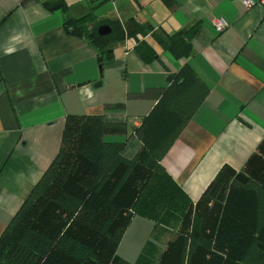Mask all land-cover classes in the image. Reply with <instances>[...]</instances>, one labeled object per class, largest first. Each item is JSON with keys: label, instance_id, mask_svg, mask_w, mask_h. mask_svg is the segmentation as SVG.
Wrapping results in <instances>:
<instances>
[{"label": "crops", "instance_id": "obj_1", "mask_svg": "<svg viewBox=\"0 0 264 264\" xmlns=\"http://www.w3.org/2000/svg\"><path fill=\"white\" fill-rule=\"evenodd\" d=\"M64 1L74 18L94 12L124 28L136 21L163 38L198 25L194 52L177 59L149 35L159 57L145 62L131 37L116 43L101 67L96 47L65 26L62 11H49L40 0H0V236L57 156L69 114L123 123L126 134L105 140L123 143V155L132 159L142 147L135 120L151 112L170 73L186 63L209 93L162 164L193 201L223 165L244 168L264 138L263 6L247 9L242 0ZM219 20L228 26L220 30ZM137 224L146 232L136 256L131 260L118 249L130 263L155 228L135 216L121 244ZM169 238H162L161 249Z\"/></svg>", "mask_w": 264, "mask_h": 264}, {"label": "trees", "instance_id": "obj_2", "mask_svg": "<svg viewBox=\"0 0 264 264\" xmlns=\"http://www.w3.org/2000/svg\"><path fill=\"white\" fill-rule=\"evenodd\" d=\"M40 1L62 11L65 26L96 47L101 67L113 58L114 45L131 37L145 62L159 57L149 35L177 59L194 52L198 25L163 38L148 24L124 28L94 12L74 18L64 0ZM102 24L112 32L100 35ZM168 79L134 127L142 147L132 159L123 155V143L105 140L126 134L123 123L67 116L57 156L0 236V264H264V138L243 169L223 165L193 201L162 160L209 89L188 63ZM135 216L155 223L153 235L160 229L161 239L170 238L164 249L149 240L130 263L118 249Z\"/></svg>", "mask_w": 264, "mask_h": 264}, {"label": "rangeland", "instance_id": "obj_3", "mask_svg": "<svg viewBox=\"0 0 264 264\" xmlns=\"http://www.w3.org/2000/svg\"><path fill=\"white\" fill-rule=\"evenodd\" d=\"M142 218L151 222V220L147 218L144 217ZM145 232H146L145 225L137 224L135 228H133V230L129 231V236H126L121 246H119V253L125 256L126 258H130L132 260L134 256H136L135 252H137L136 250L138 248V245H140L139 243L141 241V237L144 235ZM161 234H162L161 230L157 229V231L154 233V235H152V238L150 240H152L155 245H160L162 243ZM136 260L137 258L133 262L135 263ZM145 262H149V264H155L156 260H150Z\"/></svg>", "mask_w": 264, "mask_h": 264}, {"label": "built area", "instance_id": "obj_4", "mask_svg": "<svg viewBox=\"0 0 264 264\" xmlns=\"http://www.w3.org/2000/svg\"><path fill=\"white\" fill-rule=\"evenodd\" d=\"M242 2L247 9H251L255 5H261L264 7V0H242ZM216 25L220 30H223L226 26H228V23L224 20H219L216 22ZM135 125H139V121L135 120Z\"/></svg>", "mask_w": 264, "mask_h": 264}, {"label": "water", "instance_id": "obj_5", "mask_svg": "<svg viewBox=\"0 0 264 264\" xmlns=\"http://www.w3.org/2000/svg\"><path fill=\"white\" fill-rule=\"evenodd\" d=\"M98 32L100 35L109 34L111 32V27L109 25L103 24L99 27Z\"/></svg>", "mask_w": 264, "mask_h": 264}]
</instances>
